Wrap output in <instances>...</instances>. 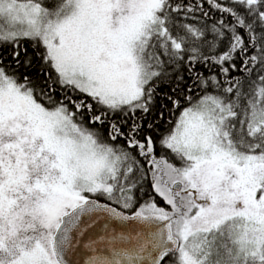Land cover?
Returning a JSON list of instances; mask_svg holds the SVG:
<instances>
[{"label": "snow or ice", "instance_id": "1", "mask_svg": "<svg viewBox=\"0 0 264 264\" xmlns=\"http://www.w3.org/2000/svg\"><path fill=\"white\" fill-rule=\"evenodd\" d=\"M0 264H264V0H0Z\"/></svg>", "mask_w": 264, "mask_h": 264}, {"label": "trees", "instance_id": "2", "mask_svg": "<svg viewBox=\"0 0 264 264\" xmlns=\"http://www.w3.org/2000/svg\"><path fill=\"white\" fill-rule=\"evenodd\" d=\"M205 8H207V4H205ZM25 46L27 47V55L25 56V54H24V52H23V50H22V52H21V60H24V59H26V58H31L32 60H33V64L35 65V67H33V69L31 70V75L32 76H36V73H37V71H38V69L42 66V62L40 61V59H39V57H37L36 55H35V52L36 51H41V49H33L32 47H31V43L30 42H25ZM205 74H207L206 72H205ZM185 75H186V73H185ZM41 79H42V77H41ZM36 82V84L37 85H39V83H40V81L39 80H36L35 81ZM189 83H191L190 81H189ZM173 85H171V84H169L168 82H165V83H163V84H161L160 85V87L157 89V91H158V93H165V92H168V93H170V89H171V87H172ZM57 93H58V96L60 95V94H62V93H60V91H59V86L57 85ZM160 103V98L159 97H157V105ZM169 107H171V105L169 104ZM156 111H157V109H156V107H154L153 108V111L151 112V113H149L148 114V117H147V119H151L152 118V116H154L155 114H156ZM179 113H177V115H178ZM142 114L141 113H139V112H137L136 113V117L137 118H140V116H141ZM117 119H119V117L117 116L116 117ZM147 122V120L145 121V123ZM129 123H131V121H129ZM161 153H160V151H159V149L157 150V155L159 156Z\"/></svg>", "mask_w": 264, "mask_h": 264}]
</instances>
